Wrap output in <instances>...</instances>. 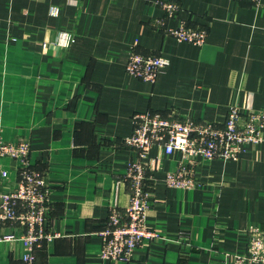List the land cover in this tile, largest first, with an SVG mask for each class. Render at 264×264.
<instances>
[{"label":"crops","instance_id":"crops-1","mask_svg":"<svg viewBox=\"0 0 264 264\" xmlns=\"http://www.w3.org/2000/svg\"><path fill=\"white\" fill-rule=\"evenodd\" d=\"M157 1L0 0V119L7 139L30 141L50 185L48 224L59 233L42 241L36 264H227L245 251L247 229L264 227V142L237 160L202 158L193 188L165 184L183 153L154 145L144 161L147 222L161 236L130 262L100 256L112 206L123 211L130 201L135 113L221 125L233 103L264 109V8L173 0L179 10L168 18ZM157 19L204 27L208 38L180 41ZM132 50L168 60L156 82L127 71ZM5 162L13 180L14 163ZM15 230L2 225L0 236ZM23 253L21 241L0 239V264H24Z\"/></svg>","mask_w":264,"mask_h":264},{"label":"built area","instance_id":"built-area-1","mask_svg":"<svg viewBox=\"0 0 264 264\" xmlns=\"http://www.w3.org/2000/svg\"><path fill=\"white\" fill-rule=\"evenodd\" d=\"M251 1L256 7L264 8V0ZM157 4L168 18L179 10V4L173 0L157 1ZM166 24L165 19H157L156 25L180 41L202 45L209 35L206 28L191 27L184 21L177 27ZM167 64L168 60L162 55L132 50L126 68L130 74L154 83ZM133 118L135 127L126 139V144L134 150L125 176L130 184V201L123 211L112 206L106 227L99 231L103 239L100 256L124 262L133 261L139 247L161 236L147 222L151 203L144 161L152 146L160 145L168 154L182 151V161L166 173L164 182L171 187L193 188L199 183L195 173L202 158L237 160L242 152L264 142V109L244 111L239 102L230 105L221 125L191 117L169 118L151 110L137 112ZM5 161L14 163L17 176L13 180ZM156 167L155 163L153 169ZM8 181H12V187L5 190ZM49 193L45 172L32 164L30 141L7 139L0 119V226L10 224L17 227L0 239L23 243L24 264H36V251L42 241L59 235L48 224ZM247 235L245 251L232 254L227 264H264V227L252 225L247 229Z\"/></svg>","mask_w":264,"mask_h":264}]
</instances>
